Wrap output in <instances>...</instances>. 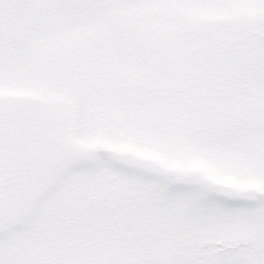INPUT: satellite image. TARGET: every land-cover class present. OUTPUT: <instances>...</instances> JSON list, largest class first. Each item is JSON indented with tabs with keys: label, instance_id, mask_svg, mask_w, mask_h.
Here are the masks:
<instances>
[{
	"label": "snow or ice",
	"instance_id": "obj_1",
	"mask_svg": "<svg viewBox=\"0 0 264 264\" xmlns=\"http://www.w3.org/2000/svg\"><path fill=\"white\" fill-rule=\"evenodd\" d=\"M0 264H264V0H0Z\"/></svg>",
	"mask_w": 264,
	"mask_h": 264
}]
</instances>
